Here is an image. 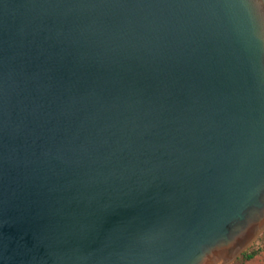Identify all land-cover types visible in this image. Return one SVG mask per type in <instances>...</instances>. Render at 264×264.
I'll return each instance as SVG.
<instances>
[{"label":"water","instance_id":"95a60500","mask_svg":"<svg viewBox=\"0 0 264 264\" xmlns=\"http://www.w3.org/2000/svg\"><path fill=\"white\" fill-rule=\"evenodd\" d=\"M263 230L258 0H0V264H232Z\"/></svg>","mask_w":264,"mask_h":264},{"label":"trees","instance_id":"16d2710c","mask_svg":"<svg viewBox=\"0 0 264 264\" xmlns=\"http://www.w3.org/2000/svg\"><path fill=\"white\" fill-rule=\"evenodd\" d=\"M264 236V233L261 235ZM245 250L232 264H247L250 260L254 259L256 256L264 251V243H261L260 238Z\"/></svg>","mask_w":264,"mask_h":264},{"label":"rangeland","instance_id":"374dc122","mask_svg":"<svg viewBox=\"0 0 264 264\" xmlns=\"http://www.w3.org/2000/svg\"><path fill=\"white\" fill-rule=\"evenodd\" d=\"M264 233V230L263 232L259 235V237ZM258 237V238H259ZM257 241V240H256ZM255 241V242H256ZM254 242V243H255ZM247 264H264V251L259 254L258 256H256L254 259L250 260Z\"/></svg>","mask_w":264,"mask_h":264},{"label":"snow or ice","instance_id":"6c2138e0","mask_svg":"<svg viewBox=\"0 0 264 264\" xmlns=\"http://www.w3.org/2000/svg\"><path fill=\"white\" fill-rule=\"evenodd\" d=\"M259 4L264 6V0H258Z\"/></svg>","mask_w":264,"mask_h":264},{"label":"clouds","instance_id":"9594fccd","mask_svg":"<svg viewBox=\"0 0 264 264\" xmlns=\"http://www.w3.org/2000/svg\"><path fill=\"white\" fill-rule=\"evenodd\" d=\"M260 241L261 243H264V236H261Z\"/></svg>","mask_w":264,"mask_h":264}]
</instances>
